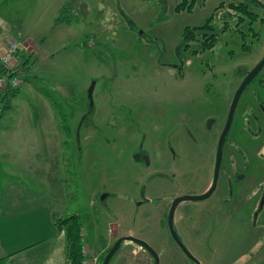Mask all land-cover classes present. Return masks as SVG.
Wrapping results in <instances>:
<instances>
[{"label":"rangeland","instance_id":"374dc122","mask_svg":"<svg viewBox=\"0 0 264 264\" xmlns=\"http://www.w3.org/2000/svg\"><path fill=\"white\" fill-rule=\"evenodd\" d=\"M180 1L0 0V33L25 46L19 83L3 113L0 100V168L46 191L56 217L79 215L80 264L92 255L100 260L126 234L145 240L159 264H193L169 234L166 209L174 196L199 193L209 184L222 121L208 129L204 120L224 114L234 86L230 76L260 54L243 57L228 29L211 49L183 52V28L200 25L211 14L215 21L230 0H195L190 11L175 8ZM252 10L257 19L245 30L244 42L264 53V7ZM142 33L157 40L147 41ZM130 63H141L139 71ZM91 84L92 120L81 123L90 110ZM247 97L246 91L226 138V144L233 139L242 147L225 146L217 190L202 200L182 201L174 211L177 233L201 264H264V199L258 207V191H224L226 177L241 169L247 154L250 183L264 186L263 160L256 156L264 144L247 145L239 125ZM153 98L161 109L153 111ZM182 109L190 121L184 163L170 159L164 143L168 113ZM143 132L147 139L155 135L152 143L144 142L149 164L134 157ZM172 147L181 150L174 142ZM156 150L165 156H155ZM166 168L172 173L168 181L151 178ZM152 263L148 251L131 241L121 243L109 262Z\"/></svg>","mask_w":264,"mask_h":264},{"label":"flooded vegetation","instance_id":"af4514ba","mask_svg":"<svg viewBox=\"0 0 264 264\" xmlns=\"http://www.w3.org/2000/svg\"><path fill=\"white\" fill-rule=\"evenodd\" d=\"M193 1L195 2V0H193ZM260 1L264 3V0H260ZM221 4H222V1L219 2V5L216 6V8H215V11L218 9L216 11V14L221 12L219 10L222 7L221 6L219 8V6ZM226 4H227L225 7L226 9L221 13L222 18L219 15V16H216L215 21H212L214 17H213V14H211L200 25H194L191 27L185 26L189 29H193L194 27H198V28L193 29L189 32L187 30L185 37H184L185 34L183 35V32L181 33V38H182L181 39V47H182L181 49L183 52H188L192 55L196 54L197 51H204L207 49H211L214 46L218 35L224 33L227 29L231 32L230 33L231 37L234 38L235 44L237 46H239L240 52L243 55V57L251 58L252 55H254V54H260L258 59L256 61H254L250 66H248L246 64L245 65L242 64L237 69L238 72L236 71L237 72L236 73L234 71L233 74L230 76V78H232V80H233L234 86L231 89L228 88L230 90V93H228V98L230 96V102L228 103V106H226V110H225L224 114L220 116L221 118L215 117L212 115L211 116L207 115L205 120H204V124H206L209 127L208 129H211V127L215 123L216 119H219L222 121L221 127L218 131L216 143H215V150H216V145H217L219 135H220V133H221V131L225 125L226 120H227L230 105L234 99L235 93H236L239 85L242 83V81L247 76L249 71H251V69L264 56V53H261V52L258 53V51L256 52L257 48L255 50L251 49V47L246 45L244 42V33H246L245 30H247V28H250L249 25L253 22V20L257 19V13L252 10V6L253 5H259V4L255 3L253 0H230ZM259 6H261V5H259ZM262 7H264V6H262ZM232 13H235V14L233 15ZM245 20H246V22H245ZM261 21H262V19H261ZM229 25L232 27H229ZM242 25H244V26H242ZM143 35L145 37L144 39L147 41L148 40H157L155 38V36L153 37V36H148L145 34H143ZM159 51L163 52V48H160ZM233 55H234V53L230 54V57L232 58ZM130 64H133V63H130ZM134 64H135V62H134ZM139 65H141V63H139L137 66L134 65V66H136V71H139L138 70ZM144 65H145V68L147 69L148 68L147 64H144ZM176 66L178 68L179 75L181 77H183L184 76L183 62L180 61V64L176 65ZM141 67H144V66L142 65ZM140 72H142V71H140ZM137 73H139V72H137ZM214 75L216 78V74H214ZM251 85H254V87L251 88ZM246 91L248 92V97L244 103V111H242L243 123H240L239 125L244 130V136L246 137L245 141H246L247 145H253L254 143H255V145L256 144L261 145V144H264V64L256 72V74L253 75L252 78L243 86L242 90L240 91V93L237 97L234 109H233V113L231 116V122H230V125L228 128V132L231 128V125H232V122L234 119V112H235L236 106H237L239 100L241 99V96ZM151 102L154 104L153 105L154 106L153 111L157 110V109H161L163 107L161 104V101L157 102L156 98L151 99ZM92 114H93V109H92V104H91L90 110L83 114V119H82L81 123L84 122V120H86L87 123H90L92 120ZM168 114L170 115V118L166 121L165 129H167L166 130L167 136L165 138L164 143H166L168 150L170 151L169 158L172 160L177 159L178 161H181L184 163L187 160V155L184 152L186 151L187 144H188L187 139L189 138V134H190L189 113L185 109H182L181 114H178V113L174 114L171 112H169ZM179 115H180V119H179ZM171 123H172L171 129L167 128V126ZM238 130L243 135V131L240 128ZM245 132H247V133H245ZM227 135H228V133H227ZM227 135L225 137V140H224V143L222 146V157H223V151L225 150V146L227 144L230 143L231 145L235 146L236 150H241V147H242V146L238 145L237 141L232 142L233 139L226 144ZM154 138H155V135H152L151 139H147L146 133L145 132L142 133V137L140 138V141L137 145V149H136L135 154H134V157L137 160H140L145 164L150 163V154L148 152V149H146L144 147V145L147 144L146 143L147 141H150V143H152L154 141ZM144 142H145V144H144ZM172 142H174L178 145V147H177L178 150H179V147H181V150L175 151L172 147ZM154 153H156L155 156H157L159 158H162L165 156V154L161 150H156V152H154ZM214 154H215V151H214ZM256 156L258 159L261 158L263 160L261 163L264 164V152L259 150V152L257 153ZM214 157H215V155L213 156L212 174H213V167H214ZM222 157H221L220 167L222 164ZM252 163L254 164V160ZM241 165H242L241 169L234 168L233 171L230 172L228 174V176L226 177V180L224 182V191H226V193H228L229 195L233 192L234 188H235V190H237L238 187L240 188L239 189L240 193H242L246 189H247L246 194L251 193V192L254 193V192L258 191V192H260V198L258 200V203H259V201L261 202L262 198L264 199V197L262 196V193L264 192V186L253 185V183H250V178L248 176V172L250 174V171H249L250 158H249L248 154H247L246 158L243 161H241ZM170 167H172V166H170ZM175 172H179V170H175ZM219 173H220V168H219ZM155 174H157V176L154 175L151 178H153V179L159 178L160 180L166 182V181H168V178L172 173L169 174V172L167 171V168H166L165 171L164 170L157 171V173H155ZM212 174H211V179H210L209 184L199 193L204 192L210 186L211 181H212ZM218 181H219V174H218L216 186H215L214 190L212 191V193H215V191L217 190ZM233 183L235 184V187L232 186ZM240 183H246L248 186L249 185L250 186L247 188L246 184L244 186H241ZM236 184H238V185L236 186ZM193 194H198V193H193ZM172 200L173 199H171L170 204L166 209V225H167L168 210H169V207L171 205ZM193 201H195V200H193ZM221 201L223 203H227L228 199L224 198ZM141 202H143V200ZM180 202H182V201H180ZM180 202L177 204V206L180 204ZM139 204H140V202H139ZM260 206L261 205L259 203L258 207H260ZM171 238H172V236H171ZM180 239H181V237H180ZM172 240H173V238H172ZM192 263L195 264L194 262H192Z\"/></svg>","mask_w":264,"mask_h":264},{"label":"crops","instance_id":"0c3cea01","mask_svg":"<svg viewBox=\"0 0 264 264\" xmlns=\"http://www.w3.org/2000/svg\"><path fill=\"white\" fill-rule=\"evenodd\" d=\"M15 178L0 168V264H68L50 195Z\"/></svg>","mask_w":264,"mask_h":264},{"label":"water","instance_id":"95a60500","mask_svg":"<svg viewBox=\"0 0 264 264\" xmlns=\"http://www.w3.org/2000/svg\"><path fill=\"white\" fill-rule=\"evenodd\" d=\"M255 3L264 6V3L261 2L260 0H253ZM264 64V56L261 58V60L251 69V71H249V73L247 74V76L244 78V80L242 81V83L239 85L234 99L230 105L229 108V112H228V116H227V120L225 122V125L219 135L218 141H217V145H216V150H215V157H214V167H213V174H212V181L210 186L202 193H198V194H193V193H185V194H181L178 196H175L171 202V205L169 207L168 210V215H167V228L169 231V234L172 236L173 240L175 241V243L179 246V248L184 252L185 256L191 260L192 262H194L195 264H201V262L186 248V246L184 245V243L182 242V240L180 239L175 227H174V211L176 209L177 204L180 201H186V200H202L207 198L212 191L214 190L216 183H217V178H218V174H219V168H220V163H221V157H222V146L225 140V137L228 133V128L231 122V116L233 113V109L237 100V97L240 93V91L242 90L243 86L252 78L253 75L256 74V72L261 68V66ZM93 84V82H92ZM91 84V86L88 89V98L89 101L92 104L91 101V92H92V88L93 85ZM91 104H90V108H91ZM105 196V195H104ZM103 196V197H104ZM264 197V196H263ZM263 198L260 202V205L262 204ZM125 241H131V242H135L137 244H139L141 247L145 248L149 254L152 257L153 263L152 264H159V257L157 252L143 239L136 237L132 234H126V235H121L119 236L108 248V250L106 251V253L104 254L100 264H109L112 256L114 255V253L117 251V249L121 246V243L125 242Z\"/></svg>","mask_w":264,"mask_h":264},{"label":"trees","instance_id":"16d2710c","mask_svg":"<svg viewBox=\"0 0 264 264\" xmlns=\"http://www.w3.org/2000/svg\"><path fill=\"white\" fill-rule=\"evenodd\" d=\"M194 1L193 0H181L175 8L181 6L185 7L188 11L191 10L193 6ZM198 27H194L193 29H196ZM193 29H189L187 27L183 28L182 32L184 37L186 36V32L188 30L191 31ZM4 35H12V34H4ZM14 36V35H13ZM20 55V64H22V56H24V51H19ZM22 62V63H21ZM15 88L7 89L5 92H3L0 95V100L5 102V105L3 106V109L1 113H3L6 109H8V101L9 96H13L16 92ZM1 116V115H0ZM57 224L64 229V235H65V254L68 260V264H80L82 255L80 252L81 245H82V239H81V220L79 218V215H70L66 216V218H58ZM109 248V247H108ZM108 248L105 250L104 254L108 250ZM104 254L102 255L100 261L102 260Z\"/></svg>","mask_w":264,"mask_h":264},{"label":"built area","instance_id":"2783aa9c","mask_svg":"<svg viewBox=\"0 0 264 264\" xmlns=\"http://www.w3.org/2000/svg\"><path fill=\"white\" fill-rule=\"evenodd\" d=\"M25 48L22 41L13 35L0 33V95L7 89L15 88L18 83L17 72L20 67L19 51ZM85 249L86 246L84 245ZM99 264V257L92 255V258H84L82 264Z\"/></svg>","mask_w":264,"mask_h":264}]
</instances>
